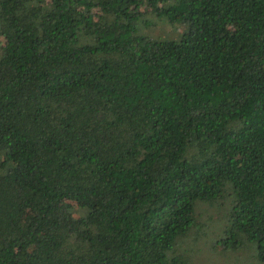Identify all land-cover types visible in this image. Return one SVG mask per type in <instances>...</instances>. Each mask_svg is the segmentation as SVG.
Returning <instances> with one entry per match:
<instances>
[{
    "label": "trees",
    "instance_id": "obj_1",
    "mask_svg": "<svg viewBox=\"0 0 264 264\" xmlns=\"http://www.w3.org/2000/svg\"><path fill=\"white\" fill-rule=\"evenodd\" d=\"M196 199L264 264V0H0V264H192Z\"/></svg>",
    "mask_w": 264,
    "mask_h": 264
},
{
    "label": "rangeland",
    "instance_id": "obj_2",
    "mask_svg": "<svg viewBox=\"0 0 264 264\" xmlns=\"http://www.w3.org/2000/svg\"><path fill=\"white\" fill-rule=\"evenodd\" d=\"M140 10L143 12L142 17L139 16L135 21L139 33L175 38L186 27L183 23H171L164 17L154 15L149 8L144 6H141ZM194 210L198 215V219L204 225L197 237H194L193 233L188 237L191 243H196L190 245L189 251H184L188 256L190 255L189 258L192 264H240L243 260L249 258L250 246H238L236 251L233 247L215 241L219 233L224 234L219 227L223 212L217 201L209 202L196 199Z\"/></svg>",
    "mask_w": 264,
    "mask_h": 264
}]
</instances>
